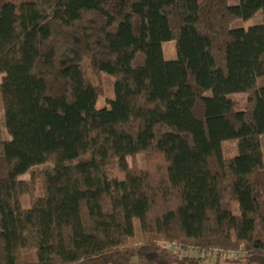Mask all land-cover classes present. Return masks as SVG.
Instances as JSON below:
<instances>
[{
  "label": "trees",
  "instance_id": "obj_1",
  "mask_svg": "<svg viewBox=\"0 0 264 264\" xmlns=\"http://www.w3.org/2000/svg\"><path fill=\"white\" fill-rule=\"evenodd\" d=\"M0 74V264H264V0H0Z\"/></svg>",
  "mask_w": 264,
  "mask_h": 264
},
{
  "label": "rangeland",
  "instance_id": "obj_2",
  "mask_svg": "<svg viewBox=\"0 0 264 264\" xmlns=\"http://www.w3.org/2000/svg\"><path fill=\"white\" fill-rule=\"evenodd\" d=\"M233 1V0H232ZM261 20V14L260 11L255 14L252 18H249L247 20H236L232 23V25L234 26H243V27H248L249 25L258 22ZM162 51H163V56L166 59H174L176 57V51H175V42L173 40H167L164 41L162 43ZM1 76V74H0ZM102 82H103V94H101L98 97V105H101L107 96H111L112 95V89H111V82H112V78L109 76H103L102 78ZM232 98L235 100L236 102V107L237 109H243L245 106V100H246V95L244 93H235L231 95ZM3 128V126H2ZM4 130V128H3ZM5 131V130H4ZM236 143V139L235 138H230V139H226L222 142V151L223 154L226 156H231L233 155V152H235V144ZM28 175H23L22 178H27ZM38 192H40V187H38ZM238 201L236 199H232L231 200V208L235 213H238ZM141 241V235L139 232H136L131 244L128 247V250L130 252H133V248L135 247V245H137L139 242ZM184 252L187 253H193L192 251L186 249L183 250ZM228 253V255L226 256H220L219 259V263L217 264H232L231 263V259L230 257V252H226ZM194 254V253H193ZM196 254V253H195ZM205 262L207 264H212L215 260V252L211 253V254H207L205 255ZM204 264V263H202Z\"/></svg>",
  "mask_w": 264,
  "mask_h": 264
}]
</instances>
